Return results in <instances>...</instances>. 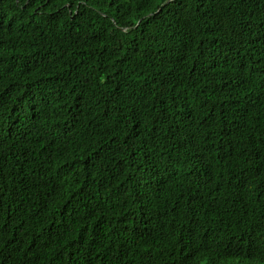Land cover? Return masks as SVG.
<instances>
[{
  "label": "trees",
  "instance_id": "trees-1",
  "mask_svg": "<svg viewBox=\"0 0 264 264\" xmlns=\"http://www.w3.org/2000/svg\"><path fill=\"white\" fill-rule=\"evenodd\" d=\"M264 264V0H0V264Z\"/></svg>",
  "mask_w": 264,
  "mask_h": 264
},
{
  "label": "rangeland",
  "instance_id": "rangeland-1",
  "mask_svg": "<svg viewBox=\"0 0 264 264\" xmlns=\"http://www.w3.org/2000/svg\"><path fill=\"white\" fill-rule=\"evenodd\" d=\"M221 264H247V263H245V262L238 263V262H236V261H227V262H223V263H221Z\"/></svg>",
  "mask_w": 264,
  "mask_h": 264
}]
</instances>
